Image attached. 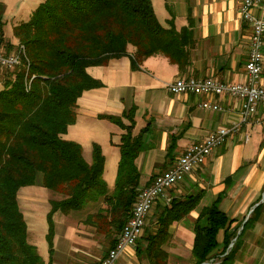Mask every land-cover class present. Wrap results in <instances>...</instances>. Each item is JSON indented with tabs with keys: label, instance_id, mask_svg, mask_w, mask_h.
Segmentation results:
<instances>
[{
	"label": "trees",
	"instance_id": "16d2710c",
	"mask_svg": "<svg viewBox=\"0 0 264 264\" xmlns=\"http://www.w3.org/2000/svg\"><path fill=\"white\" fill-rule=\"evenodd\" d=\"M13 33L24 54L12 68H5L10 77L0 87V264H44L36 246L28 240L26 221L18 206V192L28 185L58 194V198L49 200L46 214L49 254L53 214L78 212L93 205L95 212H88L84 220L96 230L102 221L107 223L115 235L110 248L140 189L135 159L143 148L142 131H131V108L121 116H101L123 130L116 175L109 189L103 179L105 158L100 146L92 144L91 160L87 162L80 144L63 137L75 121L77 99L102 84L86 68L125 55L131 57V68L154 54L178 63L179 57L186 56L182 42H187V32L161 26L151 0H42ZM129 47L134 51L128 52ZM30 76V87L25 91ZM171 153L172 148L166 155ZM200 199V191L170 199L157 216L155 232L146 235L136 255L148 264H166L167 252L162 244L169 226L186 217ZM219 201L217 196L203 206L193 221L191 255L195 264H230L238 250L243 231L237 235L236 229L229 228L234 219L219 208ZM251 220L252 215L244 227ZM220 231L221 243L217 239Z\"/></svg>",
	"mask_w": 264,
	"mask_h": 264
},
{
	"label": "crops",
	"instance_id": "0c3cea01",
	"mask_svg": "<svg viewBox=\"0 0 264 264\" xmlns=\"http://www.w3.org/2000/svg\"><path fill=\"white\" fill-rule=\"evenodd\" d=\"M41 1L0 0V51L11 53L18 49V39L13 29L17 24L26 22L35 9L34 4ZM151 3L161 26L172 27L178 32L181 30L187 32L184 38L187 42H182L185 44L186 56L178 59L181 68L178 63L163 54L144 58L136 68H131L130 55L110 58L103 65L87 67L86 72L102 84L100 87L84 91L77 99L75 121L68 126L63 135L65 139L80 144L84 159L90 162L91 159L84 156L79 139H82L79 132L90 131V128L76 124L92 121L95 125L94 121L106 120L116 127V134L119 135L123 130L101 116H121L123 111L133 109L134 122L131 131L133 134L142 131L143 148L135 159L140 173V188L148 185L154 175L169 168L188 145L203 140L217 128L231 127L239 119V100L236 98L228 95L172 94L165 88V84L179 77H210L220 82H242L245 79L244 64L248 55L250 34L249 25L242 20L239 13L241 0H151ZM262 5H264L262 2L258 4L254 11L257 12ZM133 51V47L128 48V52ZM262 53L259 84L264 86V46ZM9 73L0 67V87L9 80ZM204 101L216 104L219 110L203 109L200 104ZM122 121L125 124L129 123L126 119ZM110 133L111 159L108 179L107 155L100 143L93 141L100 146L105 158L103 179L109 189L112 188L116 175L120 138H113L114 130ZM170 148L172 153L166 155ZM198 191L201 192L198 205L186 217L169 226V235L162 244V248L167 252L166 264H195L191 255L193 221L199 210L205 206L201 200L209 192L214 196L213 199L219 196V208L228 218L234 219L229 228L236 229L237 235L243 231L238 250L230 264H243L244 255L252 264H264L263 105H258L247 124L230 133L225 141L212 151L202 166L185 175L166 191L164 198L154 202L146 216L143 233L134 246L127 247L118 256L120 262L118 264H148L146 259L136 255V251L143 248L146 235L155 232L161 208L170 199ZM43 193L45 192L18 193V204L22 195L26 198L24 202L27 198L28 201L38 198L33 204L47 203L40 198ZM32 209L27 206V211L32 212ZM48 210L49 208L45 212V217ZM36 211L37 208L34 213ZM59 213L53 214L56 218L53 221L54 234L50 256L53 254L56 239H62L61 241L66 244L70 238L69 233L73 237L75 235L70 226L71 222L64 221L68 219L64 216L69 214ZM250 215L252 220L244 227ZM23 216L25 219L24 214ZM57 228L59 231L56 232ZM62 230L66 232L65 239L64 232L61 234ZM88 231L91 235V230ZM222 237L223 232L220 231L217 236L220 243ZM245 247H250V251L243 250ZM81 252L78 258L83 257ZM74 258L76 259V256ZM51 262L50 258V264Z\"/></svg>",
	"mask_w": 264,
	"mask_h": 264
},
{
	"label": "built area",
	"instance_id": "2783aa9c",
	"mask_svg": "<svg viewBox=\"0 0 264 264\" xmlns=\"http://www.w3.org/2000/svg\"><path fill=\"white\" fill-rule=\"evenodd\" d=\"M261 2L264 3V0H241L239 6L240 16L250 29L248 55L244 64L245 79L242 82H220L210 77H179L165 84L166 89L172 94H223L235 97L240 102L239 119L231 127L218 128L210 132L203 140L188 145L169 168L154 175L148 185L139 189L115 243L99 264H112L124 248L134 246L142 234L146 216L154 202L164 198L166 191L185 175L202 166L212 151L221 145L230 133L239 130L248 122L258 105L264 106V86L259 84L263 62L264 5L258 8L257 12L254 11ZM23 54L22 46L13 53L0 51V67H13L20 61ZM200 106L207 110L219 109L210 101H204Z\"/></svg>",
	"mask_w": 264,
	"mask_h": 264
},
{
	"label": "rangeland",
	"instance_id": "374dc122",
	"mask_svg": "<svg viewBox=\"0 0 264 264\" xmlns=\"http://www.w3.org/2000/svg\"><path fill=\"white\" fill-rule=\"evenodd\" d=\"M39 2H36L33 7H36V5ZM4 52V51H1ZM15 51H12L13 53ZM7 53V52H4ZM10 53V52H9ZM12 68V67H11ZM5 69V68H4ZM32 79L30 76L29 79H27L25 82H29ZM96 124L93 125L92 121H85V122H79L76 124V126L80 127H89L90 131H81L79 132L82 139V147L84 150V156L86 158L91 159V150H92V144L93 141L96 143H100L103 152L107 155V161H106V178L108 179V171L110 170L109 164H110V147H109V138H110V132L114 130L113 138H119L120 134H116L117 129L114 125H110V123L106 120L103 121H94ZM112 123V122H111ZM70 136L73 137V135L70 133ZM117 136V137H116ZM110 155V156H109ZM105 178V179H106ZM112 186V185H111ZM37 193V192H45L42 195H40V198L47 201L50 199L58 198V194L54 193L52 191H49L48 189L38 186V185H28L21 187L19 194L24 193ZM214 196L209 192L202 200V205H207L210 203V201L213 199ZM24 195H22L19 199V208L22 211V213L25 215L26 223H27V234H28V240L32 242L36 246V250L38 254L41 256L42 260H44V264H48L49 259L51 258V264H97L98 261L105 256L107 251L111 248L110 246V240L115 236L114 232H110V228L107 225L105 221L101 222V226L99 230H96V228L91 225L88 222H85V216L88 212H95V206L92 207L85 206L82 210L78 212H71L69 215L64 216V221H69L70 226L73 228L74 231V237L71 233L70 238L68 239V243L64 241H61L62 239H56L55 244L53 245V254L50 256L48 252V246L45 234L47 232V222L45 217V212L47 208H49V203L47 204L44 202V204H41L39 202H36L33 204L37 199H34L32 201L24 202ZM27 206L32 209L31 211H27ZM88 207V208H87ZM35 208H37V211L34 213ZM62 214V213H59ZM56 216L53 215V221L55 220ZM57 219L59 220V217L57 216ZM108 219V218H107ZM107 221V220H106ZM59 223V221H57ZM88 229L91 230V235H89ZM56 232L59 231L57 228L55 230ZM64 232V239L66 238V232L65 230H62L61 234L63 235ZM143 233V231H142ZM118 236V234H116ZM63 239V240H64ZM241 237H239L238 242H241ZM62 243V245H61ZM68 245V246H67ZM71 245L72 248L70 247ZM63 246V249H62ZM78 247V248H77ZM127 248V247H126ZM124 248L120 253H123ZM77 249V250H76ZM82 249V250H81ZM243 250L250 251V247H245ZM82 251V252H81ZM83 255V257H79L80 253ZM118 255V256H119ZM249 255V254H248ZM76 256V259L74 258ZM251 256V253H250ZM245 262L243 264H252L250 260L247 259L246 255L243 256ZM211 261V260H210ZM100 263V262H99ZM119 259L118 257L114 260L112 264H118ZM210 263V262H208Z\"/></svg>",
	"mask_w": 264,
	"mask_h": 264
},
{
	"label": "bare ground",
	"instance_id": "6f19581e",
	"mask_svg": "<svg viewBox=\"0 0 264 264\" xmlns=\"http://www.w3.org/2000/svg\"><path fill=\"white\" fill-rule=\"evenodd\" d=\"M263 49V48H262ZM184 78V77H183ZM173 81V80H172ZM172 81H170V82H172ZM24 86H25V91H27L28 89H29V87H30V81L29 82H25V84H24ZM166 88V87H165ZM169 92V91H168ZM220 95H223V94H220ZM229 96V95H228ZM233 98H235V97H233ZM237 99V98H236ZM238 100V99H237ZM239 105H240V102H239ZM219 110V109H218ZM247 123H245V125H246ZM222 128V127H221ZM218 129V128H217ZM216 130V129H215ZM212 132V131H211Z\"/></svg>",
	"mask_w": 264,
	"mask_h": 264
},
{
	"label": "water",
	"instance_id": "95a60500",
	"mask_svg": "<svg viewBox=\"0 0 264 264\" xmlns=\"http://www.w3.org/2000/svg\"><path fill=\"white\" fill-rule=\"evenodd\" d=\"M236 237L232 239L231 243L229 244V247L233 244V241H235ZM201 264H208V262H203Z\"/></svg>",
	"mask_w": 264,
	"mask_h": 264
}]
</instances>
